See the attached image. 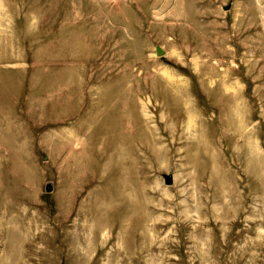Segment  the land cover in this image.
<instances>
[{
  "label": "rangeland",
  "instance_id": "1",
  "mask_svg": "<svg viewBox=\"0 0 264 264\" xmlns=\"http://www.w3.org/2000/svg\"><path fill=\"white\" fill-rule=\"evenodd\" d=\"M0 264H264V0H0Z\"/></svg>",
  "mask_w": 264,
  "mask_h": 264
},
{
  "label": "water",
  "instance_id": "2",
  "mask_svg": "<svg viewBox=\"0 0 264 264\" xmlns=\"http://www.w3.org/2000/svg\"><path fill=\"white\" fill-rule=\"evenodd\" d=\"M157 53H158L159 55L162 54V50H161L160 48H158ZM165 180H166V183H168V184L172 182V178H171V176H169V175H166V176H165ZM46 190L50 191V190H51V186H47V187H46Z\"/></svg>",
  "mask_w": 264,
  "mask_h": 264
}]
</instances>
